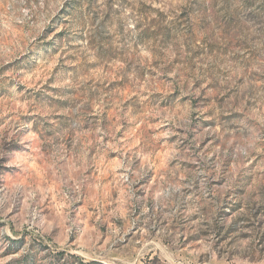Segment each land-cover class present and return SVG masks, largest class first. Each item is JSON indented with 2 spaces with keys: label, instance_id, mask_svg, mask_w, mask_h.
I'll list each match as a JSON object with an SVG mask.
<instances>
[{
  "label": "rangeland",
  "instance_id": "obj_1",
  "mask_svg": "<svg viewBox=\"0 0 264 264\" xmlns=\"http://www.w3.org/2000/svg\"><path fill=\"white\" fill-rule=\"evenodd\" d=\"M264 264V0H0V264Z\"/></svg>",
  "mask_w": 264,
  "mask_h": 264
},
{
  "label": "trees",
  "instance_id": "obj_2",
  "mask_svg": "<svg viewBox=\"0 0 264 264\" xmlns=\"http://www.w3.org/2000/svg\"><path fill=\"white\" fill-rule=\"evenodd\" d=\"M81 264H83V263H81ZM84 264H91V263H84Z\"/></svg>",
  "mask_w": 264,
  "mask_h": 264
}]
</instances>
